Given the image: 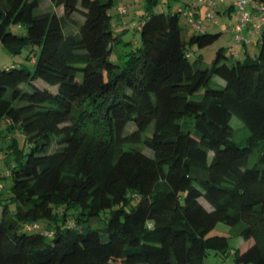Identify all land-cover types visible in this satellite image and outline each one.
I'll return each mask as SVG.
<instances>
[{
    "label": "trees",
    "instance_id": "trees-1",
    "mask_svg": "<svg viewBox=\"0 0 264 264\" xmlns=\"http://www.w3.org/2000/svg\"><path fill=\"white\" fill-rule=\"evenodd\" d=\"M118 1L0 0L1 44L33 62L0 66V264H205L230 236L233 264H264V28L203 65L221 31L190 30V2L133 44Z\"/></svg>",
    "mask_w": 264,
    "mask_h": 264
},
{
    "label": "rangeland",
    "instance_id": "rangeland-1",
    "mask_svg": "<svg viewBox=\"0 0 264 264\" xmlns=\"http://www.w3.org/2000/svg\"><path fill=\"white\" fill-rule=\"evenodd\" d=\"M183 1H189L193 3L200 2L199 0H126L127 5L129 7V14L127 16L130 20L133 21V23L131 21V25L128 26L129 31L127 30V33H125L124 35L122 33L121 35L122 38L124 40L130 39L133 44L135 43L139 44L140 42L139 32L137 30L135 31V24L140 21L143 15L147 13H152V12H160L161 10L166 11L168 9V6H167L168 4H171L172 8H175L179 3ZM114 8L115 7H113V15H112L113 20H115ZM52 9H54V6L51 4L50 0H39L37 12H44V11L52 10ZM210 10H211L210 13L213 14V20H217V22H219L220 24L212 26L208 30L210 32L221 31V34L216 41H214L213 43L205 47H202V48H197L195 46L191 47L190 48V58L191 59H193L196 55L201 54L202 64L208 65L214 58L215 51L219 46H226L228 51L238 48L239 46L241 48L239 52L240 53L239 56L241 57L244 56L243 49L245 48V45H248V46L250 45V47L248 48L249 53H253L256 50L257 45L254 42L252 43L238 42L234 40L233 38L234 35H231L230 32L225 31V29L228 28L227 26L229 25L230 27L232 23L234 22L235 18L233 15H231V17L229 18L226 15H224L222 12L217 13L212 8ZM76 16L78 18H81V16L77 13H76ZM257 19H258V14L255 15L254 20H257ZM122 27H123L122 24H118L117 26L118 31L119 30L122 31ZM13 30L18 31L19 29L13 28ZM116 30L117 29L115 28V31ZM256 37L257 35H254L252 39L255 40ZM29 51H31L30 47L24 46L21 52L17 54H12L8 52V50L5 49L4 46L0 42V66H8L11 64L19 66L21 63H25V64H28L29 66H32L33 62L30 61L31 59L30 58L29 60L26 59V55ZM34 53H36L37 55L38 49L32 50L31 57L34 56ZM232 58H234V56ZM231 123L237 128L233 138L237 141H241L242 137H244L247 134V130L245 128H242V123L240 122V120H238L235 117L232 118ZM16 136H18L19 138L18 146L21 147L23 135L20 134V132L16 131ZM6 149H8V147ZM4 152H5V149L4 150L0 149V158H1L0 167L1 168L4 167V164H3V161H4L3 156L5 155ZM256 158H257V154L255 151H253L249 157V164L253 163L256 160ZM6 179H7L6 184H8L10 180L8 178ZM211 233H224V234L229 235L230 226L226 223L218 221L214 225V227L211 229ZM229 241L231 244V248L225 257H221L220 255L210 254L204 258V263L205 264H230L233 259V255H234L233 252H234L235 246H238L239 244H241L243 242V239L238 236H230Z\"/></svg>",
    "mask_w": 264,
    "mask_h": 264
},
{
    "label": "crops",
    "instance_id": "crops-1",
    "mask_svg": "<svg viewBox=\"0 0 264 264\" xmlns=\"http://www.w3.org/2000/svg\"><path fill=\"white\" fill-rule=\"evenodd\" d=\"M199 1L200 2L198 3L190 2L191 4L189 5L188 10H192L193 14L191 15V17L188 15L187 17L184 18L190 30H202V29L208 30L210 27L220 24L219 22H217V20H213V14L210 13L211 12L210 9L212 8L214 9L215 12L217 13L222 12L224 15H226L229 18L231 17V15L234 16L235 20L232 23V25L230 27L228 25L227 26L228 28L225 29L226 32H230L231 35H234L235 26L238 23L239 18L230 0H199ZM123 2L126 4V11L123 14H117L114 10L115 20L112 19V21L114 22V27L117 29L116 30L117 32H120V30L118 31V28H117L118 24H122L123 26L122 30H123V35H124L125 33H127V30L129 31L128 26L131 25L132 20H130L127 16L129 14V7L127 5L126 0H123ZM186 2H189V1H186ZM181 3L183 4L184 2H181ZM249 12H250V21H248L242 27V32L245 35H248L250 37V42L248 43L254 42L257 45V37L259 36V31L254 30V23L256 21L254 19L257 13L254 10L252 11L251 9H249ZM138 27H139V22L135 24V31L136 30L138 31ZM254 35H257L255 40L252 39ZM238 42H242V41H238ZM249 47L250 45L249 46L245 45V48L243 49L244 52L245 51L248 52ZM240 49L241 48L238 46V48L232 49L230 51L233 54L240 55L239 53Z\"/></svg>",
    "mask_w": 264,
    "mask_h": 264
},
{
    "label": "built area",
    "instance_id": "built-area-1",
    "mask_svg": "<svg viewBox=\"0 0 264 264\" xmlns=\"http://www.w3.org/2000/svg\"><path fill=\"white\" fill-rule=\"evenodd\" d=\"M232 6L235 8L238 14V23L235 26L234 39L236 41H242L244 43L250 42V37L242 32V27L250 21V12L254 10L258 14V19L254 23V30L260 31L264 28V2L259 0H230ZM126 11V5L122 0H119L115 5V12L117 14H123ZM187 13L191 17L192 10H188ZM233 264V263H230Z\"/></svg>",
    "mask_w": 264,
    "mask_h": 264
}]
</instances>
